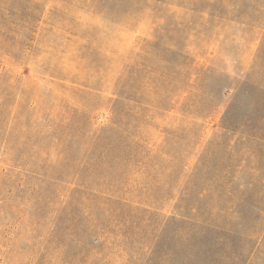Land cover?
Returning a JSON list of instances; mask_svg holds the SVG:
<instances>
[{
    "label": "rangeland",
    "instance_id": "374dc122",
    "mask_svg": "<svg viewBox=\"0 0 264 264\" xmlns=\"http://www.w3.org/2000/svg\"><path fill=\"white\" fill-rule=\"evenodd\" d=\"M263 38L264 0H0V96L9 94L16 123L8 142H3L0 127V173L16 164L21 171L10 183L16 187L19 182L9 196V201L16 202L1 206L0 264H37L38 236L48 231L56 208L36 200L44 195L41 184L33 201L24 203L32 198L28 186L35 181L23 177V172L69 173L66 165L58 166L53 160L57 152L48 158L44 152L62 131L58 125L71 93L81 92L87 112L81 125L104 128L117 96V81L125 84L129 81L125 71L140 70L134 53L144 40L159 41L160 55L168 44L189 52L187 73L182 81H171L167 101L160 104L171 110L162 116L151 114L147 133L151 142L163 137L157 126L180 135L183 141L172 136L165 151L176 154V160L183 155L178 161H162L165 170L159 176L158 193L145 203L147 213L138 221L140 231L124 238L127 251L117 245L105 264H146L141 248L147 246L149 232L158 227L162 215L178 216L181 206L198 210L197 220L242 235L220 236L201 232L199 227L196 235L191 233L197 249L189 257L184 250L189 237L173 236V226H165L164 220L159 226L160 231L164 228L161 264H189L190 259L193 264H264V150L258 160L249 153L250 158L243 156L239 152L250 145H231L221 136L220 127L235 92H260L258 86L264 87V56L257 59ZM135 72V79L128 82L130 90L138 88ZM184 82L198 88L190 110L200 112L205 107L210 114L189 128L191 134L181 131L184 124L177 120L178 108L191 92ZM148 92L162 91L153 84ZM182 164L187 165L185 171ZM207 187L213 192L222 188L234 196L199 197ZM3 192L6 187L0 190V198ZM206 206L217 210L202 214ZM231 208L238 210L236 216H231ZM70 209L60 208L56 215L63 219ZM79 229L90 233L84 226ZM64 243L63 262L57 264L80 250L76 241Z\"/></svg>",
    "mask_w": 264,
    "mask_h": 264
},
{
    "label": "trees",
    "instance_id": "16d2710c",
    "mask_svg": "<svg viewBox=\"0 0 264 264\" xmlns=\"http://www.w3.org/2000/svg\"><path fill=\"white\" fill-rule=\"evenodd\" d=\"M28 18L30 19V16ZM34 20L37 19L34 17ZM159 44V41L144 40L140 50L134 53L136 65L140 68L136 71L138 88L130 90L128 86V82L135 79V71H125L129 81L125 84L117 81V96L112 101L109 121L104 128L94 130L89 126L85 128L81 125L83 114L87 115L84 111L85 106L80 100L81 92L71 93L68 106L65 107V116L58 125L62 131L44 152L47 158L57 152L58 156L53 160L59 162L58 166L66 165L69 168L66 176L60 174L59 170L54 172L57 176L39 174L36 170H32L33 172L29 174L23 172V177L28 176L33 179H30L32 182L35 181L28 186L32 198L29 197L24 203L33 201V195L41 184L40 191L44 195L37 196L36 200H43L45 206L55 205L56 214L60 208H71L63 219L55 214L53 220L49 222L51 226L48 231L39 234L37 264L63 262L62 249L65 241L78 242L80 250L63 264H105L112 259L113 252L118 249L115 248L117 245L122 252L127 251L124 238L140 231L138 221L143 220L144 214L147 213L144 207L148 206L145 203L147 199L154 197V193H158L159 176L161 171L165 170L162 161L165 159H168V162L170 159L178 161L183 155V153L179 154L176 160V154L165 151L167 142L172 136L183 141L180 135H175L161 126L155 128L163 136L160 141L151 142L147 134L152 126L151 114L157 117L171 110L160 106L167 101L165 93L171 81H182L183 75L185 76L188 70L187 50H181L176 44H168L160 55L157 54ZM171 55L176 58L171 60ZM262 56H264V38L257 59L262 60ZM204 74L206 72L203 76ZM153 84L155 89L162 92H148ZM184 85L190 87L191 92L188 93L183 105L179 106L181 115L177 120L184 124L181 131H189L191 126H196L199 120L207 118L210 114L209 108L205 107L200 112L190 110L192 105L189 102L198 96V88L190 86L187 82H184ZM258 90L260 92H246L243 89L235 92L221 116L220 124L221 136L231 145H250V148L239 153L243 156L249 153L254 160H258L264 150V87L258 86ZM213 99L210 98L211 101ZM186 118L192 119L186 120ZM15 126L14 103H10L9 94L0 96V127L3 131V142H8L10 132ZM229 154L233 155L234 152L231 150ZM186 167V164H182V171H185ZM198 168L197 165L193 170ZM4 170L0 173L1 179L5 178L4 182L0 181V190L6 187V192H3L4 197L0 198V211L3 204L10 202L14 205L16 201H9V196L19 185L18 182L16 187L10 186L15 173L20 171L18 164ZM223 172L226 173V170ZM211 181L209 179L207 182ZM204 191L205 193L202 192L199 197L212 196L213 199L218 200L230 195L234 196V193L222 188L213 192L207 187ZM181 200H184V197ZM22 206L21 204L20 208ZM204 210L202 214H209L216 212L217 208L206 206ZM228 210L225 212L227 213ZM237 211L232 209L229 212L231 216H236ZM176 215H162L161 220H165V226H173V236L177 234L180 238L189 237L184 244V250L186 253L189 252V257L192 256L190 253L197 249L193 244L195 237L191 233L196 235V229L199 227L201 232L208 230L220 236L241 234L239 231H229L210 225L204 220H197L196 216L200 217V212L193 207L187 209L181 206L180 214ZM82 217L85 218L84 222H81ZM160 224L149 232L147 246L141 248L143 256L147 257L146 264H161V256L165 249L164 239L160 237L164 228L160 231ZM82 226L90 233H81L79 228ZM120 241L123 243L120 244ZM189 264H193L192 259Z\"/></svg>",
    "mask_w": 264,
    "mask_h": 264
}]
</instances>
